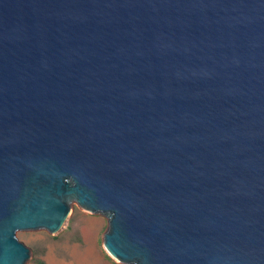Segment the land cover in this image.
I'll return each instance as SVG.
<instances>
[{
    "label": "water",
    "instance_id": "95a60500",
    "mask_svg": "<svg viewBox=\"0 0 264 264\" xmlns=\"http://www.w3.org/2000/svg\"><path fill=\"white\" fill-rule=\"evenodd\" d=\"M72 200L127 264H264V0H0V264Z\"/></svg>",
    "mask_w": 264,
    "mask_h": 264
},
{
    "label": "rangeland",
    "instance_id": "374dc122",
    "mask_svg": "<svg viewBox=\"0 0 264 264\" xmlns=\"http://www.w3.org/2000/svg\"><path fill=\"white\" fill-rule=\"evenodd\" d=\"M106 226L104 215L83 211L72 200L67 219L56 233L38 228L18 230L16 236L30 251L24 264H37L36 259L45 264H127L103 247L102 233Z\"/></svg>",
    "mask_w": 264,
    "mask_h": 264
},
{
    "label": "trees",
    "instance_id": "16d2710c",
    "mask_svg": "<svg viewBox=\"0 0 264 264\" xmlns=\"http://www.w3.org/2000/svg\"><path fill=\"white\" fill-rule=\"evenodd\" d=\"M36 263L37 264H45L44 261L42 259H36Z\"/></svg>",
    "mask_w": 264,
    "mask_h": 264
}]
</instances>
